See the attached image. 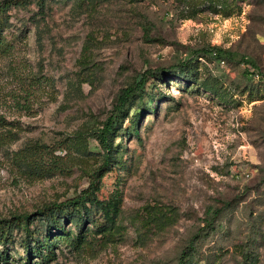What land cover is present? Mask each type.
Wrapping results in <instances>:
<instances>
[{
    "label": "rangeland",
    "instance_id": "obj_1",
    "mask_svg": "<svg viewBox=\"0 0 264 264\" xmlns=\"http://www.w3.org/2000/svg\"><path fill=\"white\" fill-rule=\"evenodd\" d=\"M30 2L11 8L20 56L0 55V113L11 130L0 144V218L86 186L102 155L94 131L118 90L152 68L143 97L124 109L98 193L121 195L117 229H92L80 247L59 239L46 264H176L190 238L191 264H264V0H44L42 11ZM210 45L230 55L198 51ZM240 56L262 76H247ZM187 58L193 76L157 79ZM20 72L39 75L27 107L13 99L23 102ZM59 140L71 146L68 172L35 177L15 163L27 144ZM224 201L204 227L205 209ZM64 225L70 237L78 231ZM19 235L13 256H23Z\"/></svg>",
    "mask_w": 264,
    "mask_h": 264
},
{
    "label": "trees",
    "instance_id": "obj_2",
    "mask_svg": "<svg viewBox=\"0 0 264 264\" xmlns=\"http://www.w3.org/2000/svg\"><path fill=\"white\" fill-rule=\"evenodd\" d=\"M30 0H0V55L6 54L13 57L20 56L23 42V32L11 29V8L25 7ZM36 4L43 10L44 0H36ZM203 53L212 54L215 58L222 55L229 56L230 53L215 45L205 46L198 49ZM191 58L175 64L157 74V79L168 77L172 74H183L193 76L192 66L189 63ZM239 61L243 64V72L250 77L262 76L257 66L246 56H240ZM155 69H146L141 77L118 90L117 101L114 106L115 111L110 113L102 122V125L95 130L94 135L99 146L102 148L100 163L85 172L87 177V185L81 188L75 194L68 196L62 200H51L37 207L35 210L21 213H14L9 217L0 218V264H46V262L54 255V247L59 239H70V243L75 247H80L85 242L84 237L89 234L92 229L110 236L117 229V217L121 210V195L115 191L107 197H99L98 193L102 185V177L110 170L112 161H115L114 150L115 139L118 136L119 121L125 116L124 109L134 99L143 97L148 75H155ZM39 75L17 73L16 81L23 91L21 98L13 96L14 101L20 107H27L26 104L30 98L31 88L38 85ZM149 77V76H148ZM24 82V84L22 83ZM21 82V83H20ZM21 85V86H20ZM149 99H153L149 96ZM141 113L131 118V126L134 133L137 134V123ZM9 120L5 115L0 113V144L6 142V137L11 134ZM15 163L24 166V168L35 177L49 176L54 173H65L72 166V150L70 143L66 140L55 142L35 141L27 144L25 147L13 153ZM222 202L219 207H207L203 218V226L212 228L214 220L219 213L220 207L225 205ZM35 219L41 221L44 228L39 229L33 222ZM75 221L78 231L70 237V227H66V220ZM153 221L158 222V217L152 216ZM86 222L92 223L91 227H85ZM39 230H38V229ZM202 229V228H201ZM15 231L19 232V243L22 247L23 256H13L9 244L15 242ZM194 237H198L199 233H195ZM189 244L184 247L179 255L176 264H191V258L194 255V238L189 239ZM244 258L250 260L254 258L253 254L244 253ZM246 255V256H245Z\"/></svg>",
    "mask_w": 264,
    "mask_h": 264
}]
</instances>
